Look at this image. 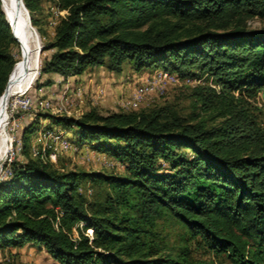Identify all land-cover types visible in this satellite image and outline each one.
<instances>
[{"label": "trees", "instance_id": "obj_1", "mask_svg": "<svg viewBox=\"0 0 264 264\" xmlns=\"http://www.w3.org/2000/svg\"><path fill=\"white\" fill-rule=\"evenodd\" d=\"M17 2L44 36L36 18L43 0ZM59 7L68 13L45 42L39 89L55 83L50 74L104 65L121 72L125 63L212 84L193 87L200 113L190 119L168 107L41 115L126 163L125 175L62 170L32 157L31 123L22 151L4 164L11 174L0 178V254L35 244L58 264H217L194 259V241L232 264H264V129L253 103L264 90V0H61ZM254 18L261 28H250ZM9 23L0 0V105L25 64ZM89 181L91 193L83 189ZM163 217L187 230L175 255L156 229Z\"/></svg>", "mask_w": 264, "mask_h": 264}, {"label": "rangeland", "instance_id": "obj_2", "mask_svg": "<svg viewBox=\"0 0 264 264\" xmlns=\"http://www.w3.org/2000/svg\"><path fill=\"white\" fill-rule=\"evenodd\" d=\"M61 0H43L42 10L36 14V18L40 21V27L44 31V36H41L42 44L54 36L56 25L52 21L59 22L61 17L67 15L68 12H62L59 7ZM6 9L11 15L13 24L17 27L15 30L20 34V54H16V58L20 57L22 62L24 56V49L28 47L22 42L23 20L24 16L20 15L19 10L13 5L12 0H5ZM263 25L261 19L254 18L249 21L251 29H259ZM38 30V27H36ZM30 35L25 30L24 33ZM39 32V31H38ZM45 53L42 55V60ZM27 65V60L22 66ZM42 67V64H41ZM21 68V69H22ZM163 69H144L137 72L129 63L123 65L121 72H115L109 69L107 65L89 67L83 74L78 76H69L67 78L61 76L55 80L52 86H39L36 84L24 95H15L12 98V122L10 124V131L12 135V147L7 157L1 164V175L3 176L4 164H10L17 157V145L23 147L22 134L23 130L34 122L32 133L30 134V154L36 157L33 153L34 149L42 151L43 147L51 141L45 136L49 131L64 132L66 136L75 146L69 151H59L57 161L53 162L54 165L60 169L65 170H83L87 172H102L106 174L125 175L127 172V164L118 160L107 152L99 151L95 148V144L91 142L78 143L77 129H66L63 126L54 124L50 119L45 118L46 115H69L73 118H80L83 114L95 110L100 114L107 115L113 112H130L140 111L144 109H151L155 107H168L178 115L188 119L200 113L199 106L194 104V97L192 96L193 87L199 84H212V78L207 76L198 78L193 84H188L180 81L176 84H169L166 86L165 92L161 93L156 90L147 92L145 87L153 81V77ZM42 78V82L45 81ZM36 83V82H35ZM142 94L140 100H135L137 95ZM30 97L32 105L26 106L24 103ZM33 98L38 99L41 104L38 107ZM47 103L50 104L45 108ZM254 105L258 107L257 110L258 121L264 129V90H262L258 97L253 101ZM42 105L45 107L42 108ZM63 107L64 113H58L59 107ZM50 107V108H49ZM208 116L202 114V118L206 119ZM37 120V122H36ZM209 123H213L209 120ZM22 151V150H21ZM20 153V152H19ZM48 157H45L46 162H51L49 158V151L46 152ZM19 156L18 158H20ZM44 159V158H43ZM43 161V160H42ZM165 171L169 170V164H161ZM1 178V177H0ZM92 182H84L83 189L91 193L94 189ZM85 225L84 222L80 223V227ZM157 231L159 232L160 239L167 243L168 249L165 253L171 252L173 255L178 253V250L185 245L184 237L187 230L180 223L173 220L171 217H163L158 220ZM92 236L93 231L88 230ZM75 234L77 231L75 229ZM192 250V257L194 259L214 260L217 264H232L225 256H217L213 252L207 251L204 248L198 247L194 241L189 243ZM20 252H13V250H5L0 254V264H58L47 254L46 250L39 245L28 244Z\"/></svg>", "mask_w": 264, "mask_h": 264}, {"label": "bare ground", "instance_id": "obj_3", "mask_svg": "<svg viewBox=\"0 0 264 264\" xmlns=\"http://www.w3.org/2000/svg\"><path fill=\"white\" fill-rule=\"evenodd\" d=\"M12 2L13 5L19 10L20 15L25 17L26 9L24 10L19 5L17 0H12ZM10 26L12 28L14 36L18 39V42L21 43L20 34L14 29L17 27V25L13 24L14 28L11 24ZM22 27V42L25 44V46L28 47V50L24 49L22 64L27 60V65L24 68L20 69L12 78L8 91L0 105V167L2 161L7 157L12 147V135L10 131V124L12 122L11 110L13 107L12 98L15 95H24L29 91L28 88L34 85L38 79L42 64L41 48L43 44L42 40L40 39L41 36L38 30H36V28L32 25V20L30 21V18L28 23L26 17L23 20ZM25 30H27L30 35H28L26 32L24 33ZM13 73L14 70L12 71L10 78L12 75H14ZM27 85H30V87L27 88Z\"/></svg>", "mask_w": 264, "mask_h": 264}, {"label": "built area", "instance_id": "obj_4", "mask_svg": "<svg viewBox=\"0 0 264 264\" xmlns=\"http://www.w3.org/2000/svg\"><path fill=\"white\" fill-rule=\"evenodd\" d=\"M60 13L62 12H67L66 10H60ZM53 25H57L58 21L54 20L52 21ZM198 78H186V79H182L177 73L175 72H171V71H167V70H161L158 72L157 75H155L153 77V81H151L146 87H145V91H143L145 94L147 92H150L152 90H156L158 92H165L166 86L169 84H176L179 83L180 81H183L185 83L188 84H193L194 80L195 82H197ZM201 79V78H200ZM142 97V94L137 95L136 97V101L140 100ZM26 106H31L32 105V99L30 97H27L25 103ZM41 104H38V107H40ZM48 106H50L49 103H47L46 107L44 105H42V108H48ZM50 108V107H49ZM63 107H59L58 109V113H64L66 111H63ZM69 116V115H68ZM45 136L48 137V139L51 141L50 143H48L46 146L43 147L42 151H38L37 149H34L33 153L36 157H40L42 158V160L44 162L45 161V157L47 158L48 155H46V152L49 151V158L51 160V162H56L57 161V155L59 151H69L71 148L75 147L77 149H80L78 146H75L66 136H64V132L62 133L61 130L59 131H49ZM17 154H19V152H21L22 150V145L19 144L17 145ZM44 158V159H43ZM11 174V170L6 169L4 171V174ZM2 177V176H0Z\"/></svg>", "mask_w": 264, "mask_h": 264}, {"label": "crops", "instance_id": "obj_5", "mask_svg": "<svg viewBox=\"0 0 264 264\" xmlns=\"http://www.w3.org/2000/svg\"><path fill=\"white\" fill-rule=\"evenodd\" d=\"M51 79H54V80H57V78H59V77H61L62 75H60V74H57V73H54V74H50V75H48ZM31 245H33V244H31ZM13 250V252H20V250H22V249H12Z\"/></svg>", "mask_w": 264, "mask_h": 264}, {"label": "water", "instance_id": "obj_6", "mask_svg": "<svg viewBox=\"0 0 264 264\" xmlns=\"http://www.w3.org/2000/svg\"><path fill=\"white\" fill-rule=\"evenodd\" d=\"M25 9H26V11H27V13L29 14V10H28V8L25 6ZM30 17V16H29ZM7 19V18H6ZM30 21H31V19H30ZM10 24V23H9ZM37 30V29H36ZM12 35H13V37L18 41V39L14 36V34H13V32H12ZM43 49H44V46L42 45V48H41V54H42V51H43ZM41 70V69H40Z\"/></svg>", "mask_w": 264, "mask_h": 264}]
</instances>
